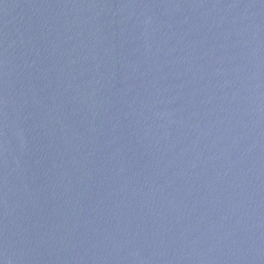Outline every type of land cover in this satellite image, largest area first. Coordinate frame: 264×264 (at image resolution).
<instances>
[{
    "label": "water",
    "instance_id": "1",
    "mask_svg": "<svg viewBox=\"0 0 264 264\" xmlns=\"http://www.w3.org/2000/svg\"><path fill=\"white\" fill-rule=\"evenodd\" d=\"M0 264H264V0H0Z\"/></svg>",
    "mask_w": 264,
    "mask_h": 264
}]
</instances>
